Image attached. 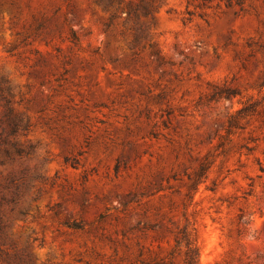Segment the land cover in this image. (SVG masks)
Returning a JSON list of instances; mask_svg holds the SVG:
<instances>
[{"label": "rangeland", "instance_id": "rangeland-1", "mask_svg": "<svg viewBox=\"0 0 264 264\" xmlns=\"http://www.w3.org/2000/svg\"><path fill=\"white\" fill-rule=\"evenodd\" d=\"M108 2L0 0V264H264V0Z\"/></svg>", "mask_w": 264, "mask_h": 264}, {"label": "trees", "instance_id": "trees-1", "mask_svg": "<svg viewBox=\"0 0 264 264\" xmlns=\"http://www.w3.org/2000/svg\"><path fill=\"white\" fill-rule=\"evenodd\" d=\"M110 3H111V0H109L108 4H110ZM142 8L144 9V13H148L149 12L147 6H143ZM127 15H128V17L136 16L137 15V10L133 6H129V8L127 9ZM252 107H253L252 104L244 105L241 108H239L237 112H238V114H243L244 112L252 109ZM229 123L231 125L233 122L229 121ZM5 199H6L5 196L2 194L1 197H0V203L2 201H4ZM3 226H4V221H3V218H2L1 213H0V238H1V233H2ZM182 235L183 236H180L179 238H176V242L179 243V242H181V241H183L185 239L184 238L185 237L184 234H182ZM185 246L187 247L186 257H185L186 264H196V262H195L196 249L194 247H191L189 242H186ZM2 252H3V250H2L1 244H0V253H2ZM7 264H11V263H9V261H7Z\"/></svg>", "mask_w": 264, "mask_h": 264}]
</instances>
